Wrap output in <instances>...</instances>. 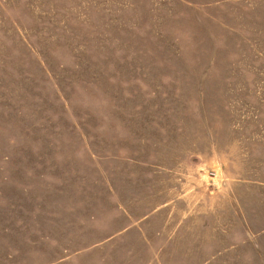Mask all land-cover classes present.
<instances>
[{
    "label": "rangeland",
    "instance_id": "rangeland-1",
    "mask_svg": "<svg viewBox=\"0 0 264 264\" xmlns=\"http://www.w3.org/2000/svg\"><path fill=\"white\" fill-rule=\"evenodd\" d=\"M0 264H264V0H0Z\"/></svg>",
    "mask_w": 264,
    "mask_h": 264
}]
</instances>
